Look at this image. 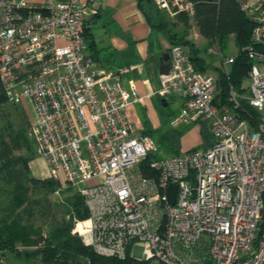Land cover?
I'll list each match as a JSON object with an SVG mask.
<instances>
[{
    "label": "built area",
    "instance_id": "2783aa9c",
    "mask_svg": "<svg viewBox=\"0 0 264 264\" xmlns=\"http://www.w3.org/2000/svg\"><path fill=\"white\" fill-rule=\"evenodd\" d=\"M152 1L173 18L193 14L189 0ZM91 2L0 0L3 95L13 105L29 100L36 152L84 197L89 215L73 232L105 257L264 264V1L241 4L259 47H247L245 91L229 85L227 103L214 102L216 77L198 70L185 46L171 45L170 68L152 95L181 100L172 128L207 121L212 140L144 164L157 146L126 112L142 97L133 83L123 84L127 69H103L85 51ZM217 51V43L206 49ZM233 58L221 57L224 73ZM170 184L177 188L174 204Z\"/></svg>",
    "mask_w": 264,
    "mask_h": 264
},
{
    "label": "trees",
    "instance_id": "16d2710c",
    "mask_svg": "<svg viewBox=\"0 0 264 264\" xmlns=\"http://www.w3.org/2000/svg\"><path fill=\"white\" fill-rule=\"evenodd\" d=\"M139 1H146L148 10L153 5L152 0ZM189 1L193 5L192 16L179 14L175 17L183 25L182 33L174 30L175 23H170L157 12L153 20L147 11V20L161 29L172 45L185 46L198 70L217 71V93L214 102L217 105L227 103L229 85L237 91H243L241 84L252 64L246 54L247 47H259L251 41L255 22L241 8L238 0ZM191 23L197 28L198 34L207 41L208 47L214 43L218 46L225 45L229 36L233 37L237 53L227 74L206 62L202 56L205 53L191 40L186 39V32ZM4 102L6 99L0 83V104ZM241 103L243 107L248 108L245 101ZM176 112L168 115V119ZM0 118V255L9 252L20 264H148L130 256L122 259L101 256L83 244L78 234L73 232L76 221L86 219L89 215L84 197L79 192L71 195L67 192V196L62 201L59 200L62 203L58 204L63 209L61 218H56L53 212H50L49 196L59 189V181L52 177L36 178L29 174L28 163L36 154V150L31 149L24 128H16L8 118L6 121L1 116ZM181 129H184V126L175 131L179 134ZM153 131L147 128L142 132L150 135ZM175 131L166 132L165 135L170 141L174 142V138L178 137ZM21 149L28 151V155L14 153L15 150ZM169 153L179 154L180 150L173 146ZM151 157L159 155H149L143 164ZM71 187L63 192L70 191ZM37 216L48 219L45 231L42 225L37 223ZM82 224L78 225V229H81Z\"/></svg>",
    "mask_w": 264,
    "mask_h": 264
},
{
    "label": "crops",
    "instance_id": "0c3cea01",
    "mask_svg": "<svg viewBox=\"0 0 264 264\" xmlns=\"http://www.w3.org/2000/svg\"><path fill=\"white\" fill-rule=\"evenodd\" d=\"M238 1L240 4L246 3L255 7L261 0ZM89 7L84 26L86 53L103 69L115 72L127 69L122 74L123 84L128 86L129 83H133L138 90V95L142 97L141 100L129 105L126 111L127 116L141 131L147 128L157 130L162 126V120L166 118L162 108L168 106V98L174 100L173 111H177L181 105L178 97L162 98L152 95L159 86V66L162 58L165 54L169 55L172 44L161 29L147 20V11L153 20L154 17L151 14V8L148 10L149 5L146 1L93 0ZM196 36L200 38L201 44H205L201 52H206L207 41L199 34ZM186 39L189 38L186 37ZM228 40L233 42V37L229 36ZM192 42L195 44L194 41ZM195 46L199 48L198 45L195 44ZM206 55L202 56L207 62ZM230 56L233 55L228 57ZM131 67L134 68L131 69ZM48 174L49 172L44 176Z\"/></svg>",
    "mask_w": 264,
    "mask_h": 264
},
{
    "label": "rangeland",
    "instance_id": "374dc122",
    "mask_svg": "<svg viewBox=\"0 0 264 264\" xmlns=\"http://www.w3.org/2000/svg\"><path fill=\"white\" fill-rule=\"evenodd\" d=\"M156 12L158 13V15L163 16L170 23H175L174 24L175 25L174 30H176L179 33H182L184 31V28H183V25L181 22L177 21L173 17H170V15H168L164 11L160 10L154 4L151 7V14L155 17ZM186 33H187L186 37L189 38L190 40L194 41L195 44L199 46L200 50L203 51L205 48V44H201L202 42H200L201 41L200 38L198 36H196V35H198V31H197V28L195 27V25L193 23H191V27L187 30ZM196 37H198V38H196ZM204 53L207 54L206 52H204ZM236 53H237V47L235 46L234 42H230L229 40H227L225 45L219 46V52L217 51L214 54H207L206 55V57H208L207 62L211 63V65L216 67V69H221V67L219 65L220 64L219 60L221 59V57L227 58L229 55H233V56L236 55ZM230 65L228 66V69L230 68ZM207 72L212 73L216 77V79H218L217 71L215 69H208ZM246 81H247V78L245 77L242 81L241 86H245ZM243 91H245V90H243ZM168 100H169L168 106L162 108L163 112H164V116L166 117L164 119V121L162 120V123H163L162 126L160 128H158L157 130H154L150 134V136L154 139L155 144L157 146L156 154L159 155L160 157L169 156L171 154L169 152L171 150V147H173V146H175L180 151L181 150L184 151V150L191 149V148H204L208 143H210L212 140V136H211L207 121H197V122L192 123L188 126H184V129H181L182 131L179 130V131H181L179 134L177 131H175L177 128H172L169 125L168 115H170L174 110V100L170 99V98H168ZM0 116L5 121L7 118L10 121H12L14 127L17 128V127L21 126L22 128H24V130H25V132H26V134L30 140L31 149L33 151L36 150V144H35L32 136L29 134V125H30V121L33 117V112H32V108H31V105H30V102L28 99L22 100V102L19 105H13L11 103H8L7 101L0 104ZM170 130L175 131V133L178 136V137L174 138L175 143L173 141H170V139L167 138V135H165L166 132H168ZM164 135L166 137H164ZM172 143H173V145H172ZM14 153L15 154L22 153L24 155H28V151H26L25 149L15 150ZM35 153L36 154L34 155L32 160H30L28 163L29 174L31 176H34L37 178L38 177L39 178L52 177V178L56 179L57 181H59L60 187H59V189H57L55 191L54 194L49 196V201L51 202L50 203V205H51L50 212H53L55 217L60 219L61 218V212H62L63 208L58 204V202L62 203L61 201L63 200V198L65 196H67V192H68V195H71L74 192L78 193V191L74 187H71V186L63 183L61 178L59 176H57L55 172L51 171L48 168L43 157L40 154H38L36 151H35ZM48 172H49V174L47 176H44ZM69 187H71L70 191L63 192L64 190H67V188H69ZM59 200H61V201H59ZM36 219H37V223L42 225V227L45 231L47 224H48V219L46 220L44 218V216L42 218L37 216ZM81 220H83V219H78L77 221H81ZM132 250L140 252L139 247H134ZM132 258H134L136 260L146 261L148 264H152L151 261L139 258L137 256H134ZM0 264H20V263L14 259L13 255L11 253L4 252L3 255L2 254L0 255Z\"/></svg>",
    "mask_w": 264,
    "mask_h": 264
},
{
    "label": "water",
    "instance_id": "95a60500",
    "mask_svg": "<svg viewBox=\"0 0 264 264\" xmlns=\"http://www.w3.org/2000/svg\"><path fill=\"white\" fill-rule=\"evenodd\" d=\"M168 60H169V55L165 54L164 57L162 58V61H161L162 63L159 66V73L160 74H167L168 73V70L170 68ZM163 62H166V63H163ZM163 105H166V104L163 103ZM176 190H177V188H176V185H174V184H170L167 187L168 200L171 204H174V202H175ZM204 264H212V263L210 260H206L204 262Z\"/></svg>",
    "mask_w": 264,
    "mask_h": 264
}]
</instances>
